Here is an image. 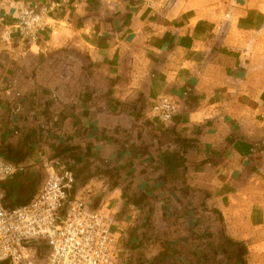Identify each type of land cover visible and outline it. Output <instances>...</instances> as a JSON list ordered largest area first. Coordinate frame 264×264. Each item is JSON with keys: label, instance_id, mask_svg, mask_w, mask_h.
I'll return each mask as SVG.
<instances>
[{"label": "crops", "instance_id": "crops-1", "mask_svg": "<svg viewBox=\"0 0 264 264\" xmlns=\"http://www.w3.org/2000/svg\"><path fill=\"white\" fill-rule=\"evenodd\" d=\"M157 1L0 0V32L25 7L60 3L53 29L74 35L64 40L78 43L91 66L77 103L20 104L15 116L19 92L1 93L0 156L27 167L3 189L9 202L28 203L45 154L74 173L71 200L115 211L126 259L183 264L177 257L190 242L191 252L206 249L207 264H222L227 251L237 264L233 243L249 247L234 236L245 224L236 197L264 205V69L256 44L242 38L247 27L254 32L244 21L261 10L255 0ZM162 97L180 105L166 127L148 118ZM33 139L34 152L20 155Z\"/></svg>", "mask_w": 264, "mask_h": 264}, {"label": "built area", "instance_id": "built-area-1", "mask_svg": "<svg viewBox=\"0 0 264 264\" xmlns=\"http://www.w3.org/2000/svg\"><path fill=\"white\" fill-rule=\"evenodd\" d=\"M113 1V0H107ZM61 4L51 2L41 8L25 7L18 22L0 32V52L39 48L41 35L55 33L52 15ZM49 21L53 22L52 24ZM13 90L0 77V92ZM12 99L14 115L21 106ZM180 113V105L170 97L157 100L148 114L150 121L169 126ZM26 166L0 156V264H121L126 247L115 231L116 213L108 207H90L84 198L70 199L75 175L57 169L45 154L39 170L44 180L35 196L25 205L5 206L3 184L22 177ZM123 264V263H122Z\"/></svg>", "mask_w": 264, "mask_h": 264}, {"label": "rangeland", "instance_id": "rangeland-1", "mask_svg": "<svg viewBox=\"0 0 264 264\" xmlns=\"http://www.w3.org/2000/svg\"><path fill=\"white\" fill-rule=\"evenodd\" d=\"M156 3L164 8L172 3L173 5L178 4L179 0H158ZM255 3L254 6L260 7L261 15L255 16L251 21H244L246 24L251 22L254 29L252 31L254 32L252 34L248 33L247 29L251 26L247 27L245 33L242 34V38L249 39L250 42L256 44L255 54L263 62L261 69H264V0H255ZM49 23L52 24L53 22L49 21ZM61 26L64 27V25ZM54 32L52 36L50 35L52 40L45 43L40 41L39 48L34 47L32 52L28 50L0 52V77L6 83H10L13 90L23 93L20 100L15 103L38 106L77 103L84 93L86 85L89 83L91 68L88 62L89 58L82 52L83 49L78 43L73 41L67 43L64 40V37L72 40L74 35L65 36L58 29H55ZM3 92H0V96ZM31 93H34V96ZM5 103L8 102L5 101ZM12 125L14 124L12 123ZM34 140L24 143L26 152L20 155H31L34 152L35 146H30L34 143ZM43 180L44 175L41 171H38L36 182L39 186ZM236 198L239 200L238 205H242L237 208L239 212L237 218H240V216L245 217V224L235 225L233 229L234 236L241 237L248 243V264H264V205L257 199L248 201L242 193L237 195ZM238 200H235L234 203H237ZM6 202L11 203L7 199ZM256 208H260L261 212L255 211ZM248 220H252L253 225H255V227H251L252 231L245 227L248 225ZM242 229L245 231L244 234H242ZM238 230L241 231V234H237ZM206 231L205 229L204 232L206 233ZM181 241H188L187 235L181 238ZM190 244L188 242L186 247L183 248L185 250L184 255L177 257L181 259V261L179 260L180 263L207 264L209 258L206 249L200 250V245H197L198 249L193 248L194 251L191 252L188 248ZM194 246H196V243H194ZM129 251L131 250L127 249L124 255ZM227 254V256L220 258L218 262L230 264L233 254L231 251H227ZM137 255L138 257L130 262V258L134 259L132 255L128 259L123 256L122 263L138 264L141 261L140 253H137Z\"/></svg>", "mask_w": 264, "mask_h": 264}, {"label": "trees", "instance_id": "trees-1", "mask_svg": "<svg viewBox=\"0 0 264 264\" xmlns=\"http://www.w3.org/2000/svg\"><path fill=\"white\" fill-rule=\"evenodd\" d=\"M6 199H7V195H6ZM6 199H5V206L10 207V208L25 205V204L19 203V201L15 202V203H7ZM230 242H232V241H230ZM233 244H234V247L236 250L237 264H248V248H247V246L242 242H235ZM131 261H132V259H131Z\"/></svg>", "mask_w": 264, "mask_h": 264}]
</instances>
